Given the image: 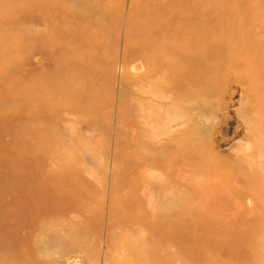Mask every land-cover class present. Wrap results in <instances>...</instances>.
Instances as JSON below:
<instances>
[{
    "label": "rangeland",
    "instance_id": "1",
    "mask_svg": "<svg viewBox=\"0 0 264 264\" xmlns=\"http://www.w3.org/2000/svg\"><path fill=\"white\" fill-rule=\"evenodd\" d=\"M0 196L61 264H264V0H0Z\"/></svg>",
    "mask_w": 264,
    "mask_h": 264
},
{
    "label": "bare ground",
    "instance_id": "2",
    "mask_svg": "<svg viewBox=\"0 0 264 264\" xmlns=\"http://www.w3.org/2000/svg\"><path fill=\"white\" fill-rule=\"evenodd\" d=\"M179 81L190 83V74L182 72ZM4 200L5 198L0 196L2 203ZM30 209V204L26 201L21 202L15 208L16 227L9 232L7 237L5 236V243L0 244V264H61L62 258L55 259V255L66 249L69 240L77 241L84 238L87 231L86 226L80 225L73 230L58 227V225L43 227L39 236L31 237L27 232L25 233L27 226H29L28 231L33 225V222H30L33 219ZM144 217V215L141 217L143 221ZM5 220L6 216L0 214L1 231L5 229Z\"/></svg>",
    "mask_w": 264,
    "mask_h": 264
}]
</instances>
